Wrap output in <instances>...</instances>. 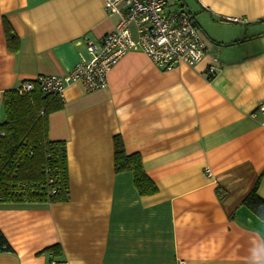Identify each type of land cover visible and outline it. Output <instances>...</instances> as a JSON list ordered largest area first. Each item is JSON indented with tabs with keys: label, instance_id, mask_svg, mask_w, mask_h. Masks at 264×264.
Masks as SVG:
<instances>
[{
	"label": "crops",
	"instance_id": "crops-1",
	"mask_svg": "<svg viewBox=\"0 0 264 264\" xmlns=\"http://www.w3.org/2000/svg\"><path fill=\"white\" fill-rule=\"evenodd\" d=\"M178 1L205 37L201 62L164 70L130 49L107 87L87 90L69 72L116 28L105 0H0V122L7 90L63 76L48 136L66 144L70 183L66 201L0 204L14 248L0 264H264V220L242 204L256 184L264 198V0ZM117 135L157 192L116 171Z\"/></svg>",
	"mask_w": 264,
	"mask_h": 264
},
{
	"label": "trees",
	"instance_id": "trees-1",
	"mask_svg": "<svg viewBox=\"0 0 264 264\" xmlns=\"http://www.w3.org/2000/svg\"><path fill=\"white\" fill-rule=\"evenodd\" d=\"M4 23L9 48L17 51L19 38L6 19ZM62 107L60 96L43 93L40 88L24 93L17 88L5 92V119L0 122V204L24 202L23 197H28V202L69 200L66 144L48 136L49 115ZM115 168L118 172L133 171L141 194L158 191V185L144 168L141 153H128L120 135L115 136ZM51 178L56 182L50 181ZM54 187L57 191L49 195ZM242 204L264 220V198L257 184ZM47 250L59 255L62 247L54 244ZM3 251L14 248L0 229V252Z\"/></svg>",
	"mask_w": 264,
	"mask_h": 264
},
{
	"label": "built area",
	"instance_id": "built-area-1",
	"mask_svg": "<svg viewBox=\"0 0 264 264\" xmlns=\"http://www.w3.org/2000/svg\"><path fill=\"white\" fill-rule=\"evenodd\" d=\"M105 8L119 16L116 28L100 41H88L89 55L81 54V60L69 72L70 79L83 82L87 90L107 87L109 72L130 49H142L164 70H172L182 62L195 65L206 55L205 37L186 7L170 9L168 0H105ZM217 71L218 66L210 63L209 77ZM66 86L61 75L40 74L24 80L17 89L24 93L40 88L43 93L63 97ZM258 109L264 113V102ZM56 191L54 187L49 195ZM22 201L28 202L29 198L23 197Z\"/></svg>",
	"mask_w": 264,
	"mask_h": 264
},
{
	"label": "rangeland",
	"instance_id": "rangeland-1",
	"mask_svg": "<svg viewBox=\"0 0 264 264\" xmlns=\"http://www.w3.org/2000/svg\"><path fill=\"white\" fill-rule=\"evenodd\" d=\"M179 1H176V0H168V7L170 8V9H173V8H178V7H180L181 5H180V3H178ZM199 21V20H198ZM200 22V21H199ZM205 34H206V36L208 37V33H206L205 32Z\"/></svg>",
	"mask_w": 264,
	"mask_h": 264
}]
</instances>
